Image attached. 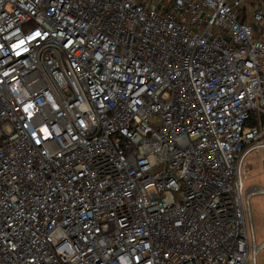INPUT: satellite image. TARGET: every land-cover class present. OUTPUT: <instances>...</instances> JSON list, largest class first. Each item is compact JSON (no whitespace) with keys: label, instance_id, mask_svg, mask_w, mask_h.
<instances>
[{"label":"built area","instance_id":"1","mask_svg":"<svg viewBox=\"0 0 264 264\" xmlns=\"http://www.w3.org/2000/svg\"><path fill=\"white\" fill-rule=\"evenodd\" d=\"M264 0H0V264H255Z\"/></svg>","mask_w":264,"mask_h":264},{"label":"rangeland","instance_id":"2","mask_svg":"<svg viewBox=\"0 0 264 264\" xmlns=\"http://www.w3.org/2000/svg\"><path fill=\"white\" fill-rule=\"evenodd\" d=\"M242 195L248 190L264 188V147L251 151L241 165ZM254 240L257 245L264 242V194L254 193L249 198ZM255 264H264V246L256 255Z\"/></svg>","mask_w":264,"mask_h":264}]
</instances>
